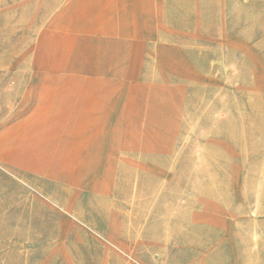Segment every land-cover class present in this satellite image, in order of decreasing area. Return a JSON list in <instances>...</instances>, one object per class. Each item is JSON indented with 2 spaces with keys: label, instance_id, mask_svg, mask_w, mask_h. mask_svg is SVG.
Wrapping results in <instances>:
<instances>
[{
  "label": "rangeland",
  "instance_id": "rangeland-1",
  "mask_svg": "<svg viewBox=\"0 0 264 264\" xmlns=\"http://www.w3.org/2000/svg\"><path fill=\"white\" fill-rule=\"evenodd\" d=\"M155 1L0 0V264H264V0Z\"/></svg>",
  "mask_w": 264,
  "mask_h": 264
},
{
  "label": "crops",
  "instance_id": "crops-1",
  "mask_svg": "<svg viewBox=\"0 0 264 264\" xmlns=\"http://www.w3.org/2000/svg\"><path fill=\"white\" fill-rule=\"evenodd\" d=\"M98 7L101 8L102 16L99 20L100 25L106 29H114L116 25L113 24L114 14H118L122 18V22L128 24L129 32L137 34L138 32V19L144 20V30H151L154 21L157 20L159 15V4L155 0H98ZM128 5V17L126 18L124 12L125 5ZM100 11V12H101ZM66 46L58 51V56L66 57Z\"/></svg>",
  "mask_w": 264,
  "mask_h": 264
},
{
  "label": "bare ground",
  "instance_id": "bare-ground-1",
  "mask_svg": "<svg viewBox=\"0 0 264 264\" xmlns=\"http://www.w3.org/2000/svg\"><path fill=\"white\" fill-rule=\"evenodd\" d=\"M262 239L264 241V230L257 234L256 232L251 237V250L256 251L258 247L259 240Z\"/></svg>",
  "mask_w": 264,
  "mask_h": 264
}]
</instances>
